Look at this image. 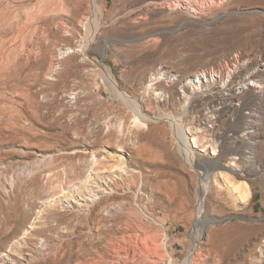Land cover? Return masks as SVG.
Here are the masks:
<instances>
[{"label":"rangeland","instance_id":"rangeland-1","mask_svg":"<svg viewBox=\"0 0 264 264\" xmlns=\"http://www.w3.org/2000/svg\"><path fill=\"white\" fill-rule=\"evenodd\" d=\"M189 254L264 264V0H0V264Z\"/></svg>","mask_w":264,"mask_h":264},{"label":"bare ground","instance_id":"bare-ground-1","mask_svg":"<svg viewBox=\"0 0 264 264\" xmlns=\"http://www.w3.org/2000/svg\"><path fill=\"white\" fill-rule=\"evenodd\" d=\"M95 3V2H94ZM93 3V4H94ZM99 7V6H98ZM100 8V7H99ZM98 8V9H99ZM100 10H101V8H100ZM101 12V11H100ZM99 13V12H98ZM102 13V12H101ZM245 71V73L246 74H248L249 72H247V69H245L244 70ZM197 72L195 71V72H193V73H188L186 76H188V77H186L185 79H187V82L189 81H191V82H193L192 83V85H193V90L196 88L195 86H197V85H199L198 84V82L200 83V89L201 90H203V87L205 88V90L206 89H208V90H210V91H212L214 88H215V86H213V84L212 83H209V81H208V76H205V78H206V80L205 81H203L201 78H202V76H201V78H200V74H196ZM104 75V74H103ZM192 75H194V76H196V77H198V78H200L199 80H198V82L196 83L193 79H192ZM255 75H254V73H251L250 74V78H252V77H254ZM104 78H105V82L108 84V86L111 88V89H113V90H120L119 88H118V84H117V82H116V80L113 78V76L110 74V73H106L105 75H104ZM249 78V79H250ZM181 79H183V78H181ZM181 79H180V81H181ZM251 83V82H250ZM255 83V82H254ZM191 85V86H192ZM257 85V84H256ZM261 85V84H260ZM160 87H161V89H163V90H166V87L164 86V85H162V83L159 85ZM197 89V91H198V89H199V86L196 88ZM192 90V91H193ZM120 92L121 93H123V94H125L128 98L127 99H130L131 101H132V103H134L135 105H137L135 102H134V100H133V98H131L129 95H127L126 93H124L123 91H121L120 90ZM122 95V94H121ZM216 97H214L213 99H215ZM220 98V97H219ZM229 98L230 99H232V98H237V95L235 94V93H230L229 94ZM133 108V107H132ZM140 113V112H139ZM135 114V113H134ZM137 115V114H136ZM140 115V117H142L143 119L144 118H146V114H144V113H140L139 114ZM139 115L137 116V118L135 117L134 118V121L135 122H137V123H139V124H141V125H143L142 123H141V121L138 119V117H139ZM170 118V117H169ZM172 121H174V120H172ZM134 122V123H135ZM138 124V125H139ZM137 127V126H136ZM174 130L175 131H177L176 133H177V137H178V139L177 140H179V145H178V147H179V151H180V153H181V155H182V157H183V159L186 161V162H188L191 166L192 165H194V164H196V161L198 160V157L196 156V147H203V148H205L206 146H211L212 147V154H217V150H216V148H215V146H214V144L212 143V142H210L207 138H206V136L205 135H203V134H199L198 133V130L199 131H206V129H205V127L204 126H201V125H198L197 126V128H196V131H192V128L189 126V128L186 130L184 127L182 128L181 126H176V124L174 125ZM188 134H190V136H191V138H189V136H188ZM191 139V140H190ZM195 147V148H194ZM43 158V157H42ZM234 158H236V157H234ZM202 162V161H201ZM205 162V161H204ZM232 162V161H231ZM204 164H206V163H204ZM209 164V163H208ZM232 164V163H231ZM233 164H235V162H233ZM215 167V166H214ZM229 176V175H228ZM225 173H224V177H226V181H228L227 183H230V186H231V188L233 189V191H234V193L237 195V197L239 198V200L241 201V202H247L248 200H249V198L251 197V191H250V187H249V185H248V183L246 182V181H242V182H237V183H235L234 181L232 182L229 178L230 177H228ZM26 203V202H25ZM22 207H23V205H22ZM6 232V231H5ZM148 234H151V233H148ZM146 236V235H145ZM155 236V235H154ZM149 237H150V235H149ZM152 237V236H151ZM142 240H144V239H142ZM144 244V243H143ZM113 245H114V243H113ZM122 248V247H121ZM119 250V249H118ZM145 250L147 251H149V254H150V252L152 253V254H155V252H156V254H157V251L156 250H154V248L152 249V248H149L147 245L145 246ZM123 251H125V250H123ZM134 251V250H133ZM127 253V252H126ZM125 253V254H126ZM135 253V252H134ZM124 254V255H125ZM155 254V255H156ZM121 255V254H120ZM128 255H129V253H128ZM117 256V255H116ZM122 256V255H121ZM128 257V256H127ZM130 258V257H129ZM149 259V258H148ZM116 261V260H115ZM151 261V260H150ZM111 263V262H110ZM115 264H120L119 262L117 263H115ZM122 264H129V262H127V261H125V262H123ZM135 264H140V263H135ZM141 264H142V262H141ZM144 264V263H143ZM146 264V263H145ZM182 264H192V255L191 254H189V255H187L186 257H185V259L183 260V263Z\"/></svg>","mask_w":264,"mask_h":264}]
</instances>
